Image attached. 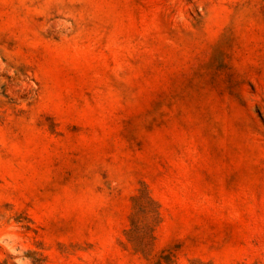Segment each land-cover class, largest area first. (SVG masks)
Listing matches in <instances>:
<instances>
[{
  "label": "rangeland",
  "instance_id": "rangeland-1",
  "mask_svg": "<svg viewBox=\"0 0 264 264\" xmlns=\"http://www.w3.org/2000/svg\"><path fill=\"white\" fill-rule=\"evenodd\" d=\"M0 264H264V0H0Z\"/></svg>",
  "mask_w": 264,
  "mask_h": 264
}]
</instances>
